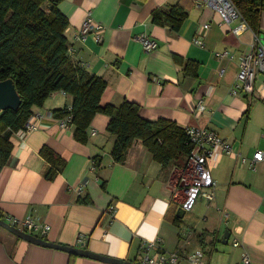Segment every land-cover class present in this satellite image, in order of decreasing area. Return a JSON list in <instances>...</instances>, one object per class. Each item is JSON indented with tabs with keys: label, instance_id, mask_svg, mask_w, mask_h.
<instances>
[{
	"label": "crops",
	"instance_id": "1",
	"mask_svg": "<svg viewBox=\"0 0 264 264\" xmlns=\"http://www.w3.org/2000/svg\"><path fill=\"white\" fill-rule=\"evenodd\" d=\"M176 4L186 13L178 29L152 22L155 11ZM58 8L68 20L64 34L71 59L106 82L101 105L117 107L126 100L148 121L206 127L226 139L235 155L223 153L211 169L214 199H198L184 211L172 180L178 168L162 166L140 141L122 162L114 161V136L106 131L104 113L92 118L87 142L77 141L73 127L62 129L54 120L72 96L55 91L32 107L42 115L40 127L8 139L12 148L0 169L1 219L31 215L49 226L46 234L32 235L134 264L142 241L155 242L152 251H178L177 264H191L187 256L195 249L204 252L205 264H243L244 254L249 264H264V161L251 168L239 159L250 160L264 148V104L244 91L229 94L251 32L234 35L230 26L219 25L216 12L192 0H59ZM86 15L103 26L101 43L90 35L76 40ZM258 32L264 39V11ZM139 34L155 39L156 48L145 51L134 39ZM222 51L231 58L217 60L215 53ZM260 82L264 73L254 76V86ZM48 169L54 171L51 178L45 177ZM179 208L183 214L177 217ZM0 264L109 263L31 243L0 226Z\"/></svg>",
	"mask_w": 264,
	"mask_h": 264
},
{
	"label": "trees",
	"instance_id": "2",
	"mask_svg": "<svg viewBox=\"0 0 264 264\" xmlns=\"http://www.w3.org/2000/svg\"><path fill=\"white\" fill-rule=\"evenodd\" d=\"M59 0H0V81L12 79L20 97L16 111L0 112V169L5 165L12 145L9 137L18 131L32 107L41 106L50 93L63 91L72 96L70 106L57 111V117L70 115L74 138L87 142V128L97 113L108 116L106 131L114 136L110 155L122 162L134 141H140L154 159L167 166L178 155L188 157L191 145L185 129L160 118L148 121L139 114L136 103L123 101L115 107L101 105L106 82L72 60L64 34L66 16L58 8ZM248 26L258 31L264 0H232ZM185 11L176 5L151 15L156 24L178 29ZM42 153L46 155L45 150ZM48 169L45 177H53ZM1 218V216H0Z\"/></svg>",
	"mask_w": 264,
	"mask_h": 264
},
{
	"label": "built area",
	"instance_id": "3",
	"mask_svg": "<svg viewBox=\"0 0 264 264\" xmlns=\"http://www.w3.org/2000/svg\"><path fill=\"white\" fill-rule=\"evenodd\" d=\"M192 2L198 7L211 8L220 18L219 25L230 26L229 29L234 35H240L247 30L251 32L252 41L250 49L239 58V70L230 88L229 94L233 96L238 94L239 91H244L261 99L264 104V82H260L256 87L253 84L255 74L264 73L263 37L258 31H254L248 26L232 0H192ZM202 27L205 29L208 25H203ZM89 35L96 43H101L103 38V26L93 21L89 15H86L78 28V33L75 38L77 41L83 42ZM134 39L141 44L145 51H151L157 46L155 39L144 34L136 35ZM194 42L198 45H203L202 41L199 39H194ZM72 52L73 49L68 47V53L71 54ZM215 57L217 60H221L223 58H231V55L227 51H222L216 52ZM223 72L224 69L220 68L219 74L221 75ZM46 115L53 118L50 112ZM41 120L42 115L32 111L18 132L25 135L30 131L36 130L40 127ZM54 120L62 129L69 130L72 127V118L68 114L63 117H54ZM91 134H94V132ZM185 135L188 143L192 147L187 157L189 167L192 169L190 174L192 178L189 183L190 185L185 190L182 208L184 211H189L198 199H204L207 202H211L214 199L215 181L212 178L211 169L216 166L219 157L223 153H228L229 155H235V153L226 139L220 137L215 131L206 127L188 126L185 128ZM262 137L264 139V123ZM239 157L242 164L248 161V165L251 168H255L258 162L264 161V148L256 149L250 160L240 155ZM77 190H79V187ZM109 209L113 213L114 207L110 206ZM4 221L10 226L30 234L33 231H37L44 235L49 229L47 224L39 223L31 215H25L23 217L9 216L6 217ZM83 240H85V237L80 236L79 241L81 242ZM232 244L233 246H240V243L236 240H233ZM154 246L155 242L142 241L139 249V264L178 263L180 258L178 251H152ZM187 260L191 264H205L204 252L201 249H195L187 256ZM242 262L243 264H249L250 260L246 254L243 255Z\"/></svg>",
	"mask_w": 264,
	"mask_h": 264
},
{
	"label": "water",
	"instance_id": "4",
	"mask_svg": "<svg viewBox=\"0 0 264 264\" xmlns=\"http://www.w3.org/2000/svg\"><path fill=\"white\" fill-rule=\"evenodd\" d=\"M20 97L15 89L13 80L8 78L5 80L0 81V112L11 109L13 111H16L20 105ZM183 214V210L179 208L176 212V216L180 217ZM0 226L5 228L6 230L12 232L16 236L29 241L31 243L37 244V245H42V246H47L59 250H64L70 253L78 254L84 257H89L98 261H102L105 263L109 264H134L130 261H124V260H119V259H114L110 258L104 255H99L96 253H92L91 251H88L86 249H81V248H76V247H71V246H65V245H60L52 242H48L45 239L39 238L35 235H32L30 233L18 230L9 224H7L3 219L0 218ZM229 231L225 230L223 233L222 238L227 242L229 238Z\"/></svg>",
	"mask_w": 264,
	"mask_h": 264
},
{
	"label": "rangeland",
	"instance_id": "5",
	"mask_svg": "<svg viewBox=\"0 0 264 264\" xmlns=\"http://www.w3.org/2000/svg\"><path fill=\"white\" fill-rule=\"evenodd\" d=\"M168 168H178L179 172L174 174L173 183H175L178 187V199L183 200L185 198V187L189 186L191 181V168L189 167L186 156L178 155V157L174 160H171L168 165ZM184 189V190H183Z\"/></svg>",
	"mask_w": 264,
	"mask_h": 264
}]
</instances>
